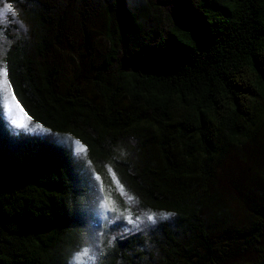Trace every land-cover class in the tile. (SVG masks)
Returning <instances> with one entry per match:
<instances>
[{
    "label": "trees",
    "instance_id": "1",
    "mask_svg": "<svg viewBox=\"0 0 264 264\" xmlns=\"http://www.w3.org/2000/svg\"><path fill=\"white\" fill-rule=\"evenodd\" d=\"M142 3L22 0L21 23L0 26L10 93L37 126L85 146L111 215L96 248L78 211L84 160L10 131L0 108V264H78L92 253L95 264H264V203L244 206L248 234L227 229L221 242L229 222L212 190L222 143L240 145L264 124V0ZM93 6L106 9L109 44L89 79L101 103L74 79L60 85L56 64L64 38L84 62L70 23Z\"/></svg>",
    "mask_w": 264,
    "mask_h": 264
},
{
    "label": "rangeland",
    "instance_id": "2",
    "mask_svg": "<svg viewBox=\"0 0 264 264\" xmlns=\"http://www.w3.org/2000/svg\"><path fill=\"white\" fill-rule=\"evenodd\" d=\"M12 1L11 6L8 5L7 1L0 0V26L3 28L11 26L14 23L13 18L19 23L24 19V13H22L19 6V2L22 0ZM100 1L103 2L104 6H107L112 0ZM129 1L132 4L138 2L139 8L144 5L142 0ZM75 9L76 5H74L72 11H75ZM90 10L89 18L85 23L78 24L79 22L77 23L73 18L70 23L73 30V34H71L72 42L75 47L80 45V52L87 54L84 62H81L78 56L75 58L73 51L69 50L72 48L68 40L64 38L62 42L63 52H60L56 57V64L60 65L62 63L60 85L67 86L74 79L76 85L81 83L85 94L91 100L101 103L89 79L93 76V67L101 63L109 47L107 38L104 36L106 9L93 6ZM74 26H77V28ZM0 108L10 131L50 138L66 147L72 156L79 161L84 160L79 171L87 192L79 202L78 211L80 215L90 219L89 241L94 242V246L99 248L98 238L103 216L111 215L105 206L106 200L101 178L91 166L86 155L85 146L70 136L52 135L28 119L10 93L7 77H0ZM213 180L215 185L212 188L214 195L221 194L222 199L219 203L224 206V209H220L224 213L221 222L223 224L229 222L228 226H223L225 229H221L220 234L217 236L218 240L224 242L230 238L228 234H224L227 229H231V233L235 235L242 232L245 235L248 234L251 223L249 218L246 219V216L243 218V212L249 211L247 208L252 207L255 203H264L262 201L264 200V124L259 127L251 138H243L240 145L222 143L221 155L215 165ZM217 199L218 197L214 201L216 208L220 206ZM226 209L227 212L229 210L228 213H226ZM95 259V253L86 254L78 260V264H95Z\"/></svg>",
    "mask_w": 264,
    "mask_h": 264
},
{
    "label": "snow or ice",
    "instance_id": "3",
    "mask_svg": "<svg viewBox=\"0 0 264 264\" xmlns=\"http://www.w3.org/2000/svg\"><path fill=\"white\" fill-rule=\"evenodd\" d=\"M9 7H10V6H9ZM0 77H4V78L7 77V69L0 68ZM5 82H7V81L5 80ZM13 98H15V97H13ZM148 219H149V220H153V219H154V214L149 215V216H148ZM79 258H80V257L77 256V259H79Z\"/></svg>",
    "mask_w": 264,
    "mask_h": 264
}]
</instances>
